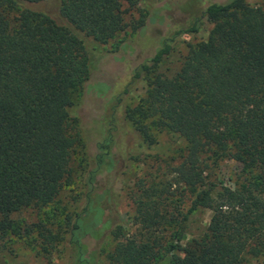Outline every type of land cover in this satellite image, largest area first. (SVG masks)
<instances>
[{"label": "trees", "instance_id": "trees-1", "mask_svg": "<svg viewBox=\"0 0 264 264\" xmlns=\"http://www.w3.org/2000/svg\"><path fill=\"white\" fill-rule=\"evenodd\" d=\"M202 17L212 24L207 38L188 45L172 75L159 72L175 39L198 31ZM147 19L136 0H0V235L17 233L12 214L49 206L42 220L63 219L74 263L95 264L84 240L102 237L101 202L111 201V190L96 177L113 161L104 138L89 163L80 118L70 110L93 69L95 48L85 37L119 48L120 35L140 32ZM187 24L132 68L123 93L146 83L125 111L144 142L163 131L185 142L174 172L191 205L183 213L168 201L171 183L140 180L131 223L111 230L104 264H246L264 256V8L214 0ZM80 152L83 203L68 211L60 195L74 184ZM225 157L243 177L234 186L206 181V161ZM199 208L211 211L209 222L187 237L185 223ZM44 228L45 244L60 240Z\"/></svg>", "mask_w": 264, "mask_h": 264}, {"label": "rangeland", "instance_id": "rangeland-1", "mask_svg": "<svg viewBox=\"0 0 264 264\" xmlns=\"http://www.w3.org/2000/svg\"><path fill=\"white\" fill-rule=\"evenodd\" d=\"M211 1L214 0H136L137 9L145 12L148 17L152 16V21L147 19L140 32L131 33L128 30L122 33L120 37H123V43L119 48H115V41L100 44L91 37H85L87 45L95 48L93 69L84 93L81 97L79 92L74 95L76 100L70 110L80 118L79 123L85 136L82 138L86 143V151L91 156L89 163L93 162L97 154L96 145L104 138L110 140L109 152L113 161L108 172L101 171L96 177L102 187L107 184L111 190V201L105 199L101 202L102 207L105 205L102 218L103 224L106 225L102 237L84 240L88 252L96 253L95 264L105 263V255L114 245L112 231L124 227L122 224L125 222L131 223L140 180L151 178L166 185L171 183L167 193L168 201L173 205L179 203L183 213L191 205L192 197L176 183L174 172L179 162V150L185 146V142L177 135L165 131L154 132L155 143L144 142L131 122L126 119L125 111L137 102L145 90L146 83L144 80H138L127 93H123V89L130 79L132 68L151 57L163 38L169 37L178 28H185ZM247 2L264 8V0ZM211 28L212 24L202 17L198 31L179 35L171 45L170 54L159 64L158 71L172 75L186 55L188 45L205 40ZM79 156L75 159L78 164L74 184L66 187L60 195L61 203L66 205L68 211L79 208L83 203L81 194L84 186L80 180L85 164L83 167L79 165L83 154L80 152ZM206 163V181L218 186H234V183L243 177L239 164L229 157L214 164L210 161ZM96 189L101 188L97 186ZM78 196L76 201L74 198ZM46 211H50L49 206L42 210L27 208L12 214L17 233L0 235L1 264H75L63 219L60 218L54 224L47 223L42 220ZM210 216L211 211L207 208H199L191 213L185 223L187 237L203 232ZM38 224L58 233L60 240L45 244L38 234L44 227H37ZM29 225L31 232H25ZM126 229L125 227L124 233L128 232L127 235H130L135 225L130 230ZM246 264H264V256L251 259Z\"/></svg>", "mask_w": 264, "mask_h": 264}]
</instances>
